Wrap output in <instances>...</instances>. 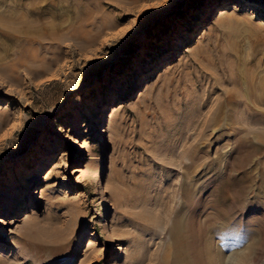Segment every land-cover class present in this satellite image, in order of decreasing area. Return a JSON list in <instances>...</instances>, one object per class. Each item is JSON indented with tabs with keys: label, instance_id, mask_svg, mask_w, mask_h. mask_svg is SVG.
I'll return each mask as SVG.
<instances>
[{
	"label": "rangeland",
	"instance_id": "374dc122",
	"mask_svg": "<svg viewBox=\"0 0 264 264\" xmlns=\"http://www.w3.org/2000/svg\"><path fill=\"white\" fill-rule=\"evenodd\" d=\"M85 3L0 27V264H264V0Z\"/></svg>",
	"mask_w": 264,
	"mask_h": 264
},
{
	"label": "bare ground",
	"instance_id": "6f19581e",
	"mask_svg": "<svg viewBox=\"0 0 264 264\" xmlns=\"http://www.w3.org/2000/svg\"><path fill=\"white\" fill-rule=\"evenodd\" d=\"M43 0H0V27L1 29L3 28L4 31L5 30H9V31H14L15 34H17V31L19 28V25H18V21L14 20L13 19V16L16 15L17 13L19 14V12H21V9L23 7V9L29 13L30 10H34L36 9V4H38L39 2H41ZM122 0H73L74 3H76V7L77 8V11L80 10V12H83V13H86L89 15L88 18H86V21H83V22H88L90 21V18L92 17V15H90L91 13L88 12V10L86 9L85 5H83V2H86V3H90V2H93V4L95 3H109V4H112V5H117L121 2ZM66 3L68 4L69 1H66ZM85 3V4H86ZM45 5V4H44ZM64 7V6H63ZM71 7V6H70ZM43 8V7H42ZM65 8V7H64ZM22 9V10H23ZM67 9V8H66ZM42 11V10H41ZM25 12V13H26ZM24 13V14H25ZM22 15V14H21ZM24 17V16H23ZM23 17H21L23 19ZM94 17V15H93ZM92 17V19H93ZM81 18V17H79ZM31 20V19H30ZM76 21V20H75ZM20 24H23L25 27L27 28H30V25L28 24L29 22L27 21H19ZM36 23V22H35ZM34 23V25H35ZM61 24V23H60ZM82 24V23H81ZM129 24V23H128ZM63 26V24H62ZM61 26V27H62ZM126 27V26H125ZM58 28V26L56 27ZM131 28V27H130ZM129 27L126 28L127 30L130 29ZM125 29V30H126ZM30 30V29H29ZM123 30V28H122ZM32 31V30H31ZM52 31V30H51ZM54 31V30H53ZM56 32V31H55ZM130 33V32H129ZM57 34V33H56ZM55 34V35H56ZM52 35V34H51ZM57 37V35H56ZM58 39V38H57ZM250 85V84H249ZM261 86V85H260ZM252 88V87H251ZM256 89V88H254ZM254 91V90H253ZM253 91H252V94H253ZM262 92L264 95V89L262 88ZM251 93V92H250ZM255 93V92H254ZM256 93H259L256 91ZM261 94V93H260ZM253 98V97H252ZM257 98V97H255ZM258 101L256 102L255 105H261V104H264V97L262 98L259 97L258 95ZM261 107V106H260ZM255 109H256V106H255ZM262 123V122H261ZM259 124V123H258ZM262 139V138H261ZM36 154H40V151L38 150L36 152ZM40 176L38 175H35L34 177V181L35 182H38ZM184 222H182V220H179L178 218H175L174 219V222L172 223V234L174 235V241H175V245H177L178 247L182 246V244L184 243L185 238L187 237L186 236V227L183 225ZM220 236V235H218ZM188 238V237H187ZM218 239V238H217ZM216 240V238H215ZM214 239H210V240H207L206 243L204 245H207V246H211V245H215L218 243V241L216 240L215 241ZM220 241V238L218 239ZM188 241V240H187ZM186 241V242H187ZM117 246V245H116ZM209 248V247H208ZM117 251V250H116ZM206 251V250H205ZM114 252V251H113ZM241 255V254H240ZM184 256H185V252L184 251H181V250H178L175 252V256H174V264H183L182 261L184 260ZM214 258V257H213ZM242 258V257H241ZM236 259H237V254H231V256H229V261L230 264H236ZM169 258L166 259V257L163 259V261H161L160 264H169ZM212 260V259H211ZM208 261V260H207ZM213 261L217 264H223L221 262V259H220V256H218L217 259H213ZM207 263V262H206ZM186 264V263H185ZM242 264V263H241Z\"/></svg>",
	"mask_w": 264,
	"mask_h": 264
}]
</instances>
